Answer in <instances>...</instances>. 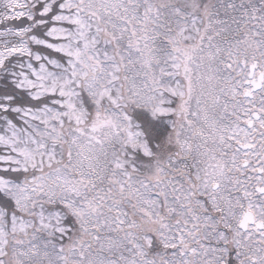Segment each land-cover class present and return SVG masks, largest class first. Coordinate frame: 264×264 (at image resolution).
<instances>
[{
	"label": "snow or ice",
	"instance_id": "1",
	"mask_svg": "<svg viewBox=\"0 0 264 264\" xmlns=\"http://www.w3.org/2000/svg\"><path fill=\"white\" fill-rule=\"evenodd\" d=\"M0 264H264V0H0Z\"/></svg>",
	"mask_w": 264,
	"mask_h": 264
}]
</instances>
